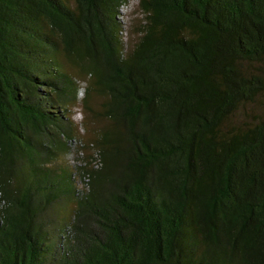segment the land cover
I'll use <instances>...</instances> for the list:
<instances>
[{
  "label": "trees",
  "instance_id": "16d2710c",
  "mask_svg": "<svg viewBox=\"0 0 264 264\" xmlns=\"http://www.w3.org/2000/svg\"><path fill=\"white\" fill-rule=\"evenodd\" d=\"M128 3L0 0V264H264V0Z\"/></svg>",
  "mask_w": 264,
  "mask_h": 264
},
{
  "label": "rangeland",
  "instance_id": "374dc122",
  "mask_svg": "<svg viewBox=\"0 0 264 264\" xmlns=\"http://www.w3.org/2000/svg\"><path fill=\"white\" fill-rule=\"evenodd\" d=\"M140 0H129V3L123 7V19H124V39L128 42L135 40V31L138 27L141 19L142 13L139 7ZM89 86V78L84 77L79 81V94H78V103L72 107V118L77 125L78 132L81 135L82 139L86 141L91 136V130L88 128L87 121H90L89 114L86 112L83 106V98L85 96L86 89ZM69 160V159H68ZM77 160L76 153L71 156V162Z\"/></svg>",
  "mask_w": 264,
  "mask_h": 264
}]
</instances>
